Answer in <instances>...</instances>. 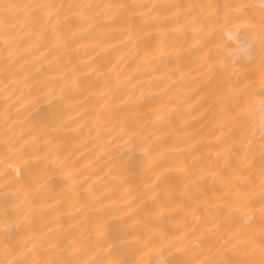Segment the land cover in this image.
I'll list each match as a JSON object with an SVG mask.
<instances>
[{
    "label": "bare ground",
    "instance_id": "bare-ground-1",
    "mask_svg": "<svg viewBox=\"0 0 264 264\" xmlns=\"http://www.w3.org/2000/svg\"><path fill=\"white\" fill-rule=\"evenodd\" d=\"M6 2L24 7L0 10V260L260 264L264 0ZM225 4L256 29L217 22ZM241 88L255 136L230 119Z\"/></svg>",
    "mask_w": 264,
    "mask_h": 264
},
{
    "label": "snow or ice",
    "instance_id": "snow-or-ice-1",
    "mask_svg": "<svg viewBox=\"0 0 264 264\" xmlns=\"http://www.w3.org/2000/svg\"><path fill=\"white\" fill-rule=\"evenodd\" d=\"M21 7H24L19 4L15 3H8L6 0H0V10L3 11L4 18L7 19L8 16L12 13L13 10H18ZM35 10H41L45 7H51V5H42V4H36L33 6ZM59 7V6H58ZM77 8H80L82 10H87L91 7V5H76ZM107 8H111V5L105 6ZM117 7L121 9H131L134 6L130 5H118ZM155 7V6H154ZM166 8H178V5H166L164 6ZM203 7V6H202ZM208 7H214L212 5H209ZM220 6H215L214 10H218ZM223 8H225L227 11L224 12L222 17H217V22H219L220 19H225V22L227 23V17L232 14L233 9H235L236 19L238 20L235 27L237 29L240 28L241 25L246 27L248 30H254L256 29V25L254 23H248L246 21L239 20V15L242 14V10L245 8V5H223ZM247 38L244 41H241L245 47V50L249 53L252 52L253 45L256 40V36L246 34ZM258 38L260 41V54H261V60H262V66H264V18L260 21V26L258 29ZM232 73L239 79V71L233 66L231 69ZM247 102L244 99V89H236L230 94V103L228 105L229 112L231 113L230 119L235 122L237 127L240 128H246L251 135L255 136L256 134V128L248 125V110H247ZM262 105V115L261 120L259 124V140H260V147L262 150V154H264V99L261 100ZM5 144H8L10 148H15V144H9V141L6 139L4 141ZM249 147H251V141H249ZM27 147V144L21 145V151ZM14 205H12L7 200L4 202V205L0 211L3 212L5 216H7L11 211L14 210ZM22 227L21 223L17 224V228ZM76 241H73L75 243ZM0 244H3V251L5 253V256L11 255L15 251V245L12 242V236L11 231L7 227L4 229L3 237L0 238ZM72 245H69L71 247ZM262 259L260 261V264H264V250L261 252ZM0 264H5L3 260H0ZM8 264H39V261H20L17 259H13L8 262ZM50 264H72L71 260H59V261H51ZM85 264H94V261H86ZM115 264H124L123 261H117ZM159 264V262H158Z\"/></svg>",
    "mask_w": 264,
    "mask_h": 264
}]
</instances>
